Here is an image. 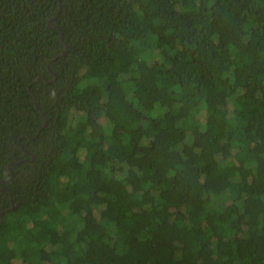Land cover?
<instances>
[{
	"label": "trees",
	"instance_id": "1",
	"mask_svg": "<svg viewBox=\"0 0 264 264\" xmlns=\"http://www.w3.org/2000/svg\"><path fill=\"white\" fill-rule=\"evenodd\" d=\"M0 264H264V0H0Z\"/></svg>",
	"mask_w": 264,
	"mask_h": 264
},
{
	"label": "water",
	"instance_id": "2",
	"mask_svg": "<svg viewBox=\"0 0 264 264\" xmlns=\"http://www.w3.org/2000/svg\"><path fill=\"white\" fill-rule=\"evenodd\" d=\"M59 11V10H58Z\"/></svg>",
	"mask_w": 264,
	"mask_h": 264
}]
</instances>
